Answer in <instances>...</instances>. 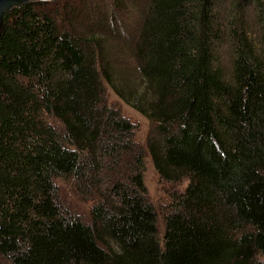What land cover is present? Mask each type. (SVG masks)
<instances>
[{
    "label": "trees",
    "instance_id": "16d2710c",
    "mask_svg": "<svg viewBox=\"0 0 264 264\" xmlns=\"http://www.w3.org/2000/svg\"><path fill=\"white\" fill-rule=\"evenodd\" d=\"M54 1L8 12L0 35V264H264V0H148L130 46L146 146L108 100L131 105L108 49ZM148 156L186 183L160 210Z\"/></svg>",
    "mask_w": 264,
    "mask_h": 264
},
{
    "label": "rangeland",
    "instance_id": "374dc122",
    "mask_svg": "<svg viewBox=\"0 0 264 264\" xmlns=\"http://www.w3.org/2000/svg\"><path fill=\"white\" fill-rule=\"evenodd\" d=\"M147 3L148 0H56L52 3L53 7L58 6V11H64L73 29L80 34L93 35L108 49L113 83L131 105L125 103L109 86L108 100L117 105L126 118L137 124L136 138L145 146L150 123L132 106H145L137 98L143 96L148 102L152 101L153 96L147 89V80L130 52V46L137 40ZM72 10L77 13L71 14ZM223 49L227 51V48ZM222 62L227 65L228 59L223 57ZM144 181L150 199L158 210L172 192L183 190L186 186L185 182L180 185L162 182L150 156L146 159ZM58 184L64 206L73 215L87 219L91 205L79 195L73 181H59ZM160 230L162 233V225Z\"/></svg>",
    "mask_w": 264,
    "mask_h": 264
},
{
    "label": "water",
    "instance_id": "95a60500",
    "mask_svg": "<svg viewBox=\"0 0 264 264\" xmlns=\"http://www.w3.org/2000/svg\"><path fill=\"white\" fill-rule=\"evenodd\" d=\"M31 1L32 0H0V35L4 27L5 15L15 8H20Z\"/></svg>",
    "mask_w": 264,
    "mask_h": 264
}]
</instances>
